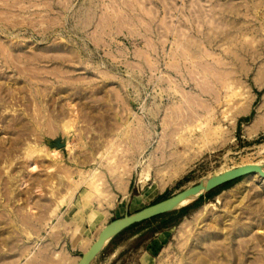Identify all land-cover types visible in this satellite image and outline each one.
<instances>
[{"label": "rangeland", "instance_id": "374dc122", "mask_svg": "<svg viewBox=\"0 0 264 264\" xmlns=\"http://www.w3.org/2000/svg\"><path fill=\"white\" fill-rule=\"evenodd\" d=\"M247 165L264 169V0H0V264H78L74 236L86 253ZM260 180L124 231L92 264H264Z\"/></svg>", "mask_w": 264, "mask_h": 264}, {"label": "water", "instance_id": "95a60500", "mask_svg": "<svg viewBox=\"0 0 264 264\" xmlns=\"http://www.w3.org/2000/svg\"><path fill=\"white\" fill-rule=\"evenodd\" d=\"M254 173H258L264 178V171L260 166L247 165L238 167L230 172H227L224 176L210 180L205 188H203V186L199 185L198 183L197 185L186 189L167 200L147 207L133 215L126 216L122 219L112 222L104 228V230L100 233L98 240L92 245V247L86 253L82 254L78 264H92L101 254V252L122 232L136 226H142L154 221H158L167 215L184 211L223 185L247 177ZM204 189L205 192L189 206L177 209V206L186 198L198 195Z\"/></svg>", "mask_w": 264, "mask_h": 264}, {"label": "bare ground", "instance_id": "6f19581e", "mask_svg": "<svg viewBox=\"0 0 264 264\" xmlns=\"http://www.w3.org/2000/svg\"><path fill=\"white\" fill-rule=\"evenodd\" d=\"M263 163V162H262ZM261 164V163H260ZM254 166H259V165H254ZM263 169V168H262ZM263 171H264V169H263ZM227 172H230V170L229 171H227ZM227 172H222V174H219V176H216V175H214L212 178H211V180H213V179H216V178H218V177H220V176H224ZM221 173V172H220ZM253 175V177H259L261 180H262V182H264V178L260 175V174H258V173H254V174H252ZM216 176V178H214ZM250 176V175H249ZM248 177V176H247ZM245 178V177H244ZM260 180V181H261ZM210 180H208V181H206V182H203V183H201V184H199V185H201V186H203V188H205L206 187V185H207V183L209 182ZM205 192V189L203 190V191H201L198 195H194V196H191V197H189V198H186L183 202H181L178 206H177V209H180V208H183V207H186V206H184L186 203H189L190 201H192L193 199H197L200 195H202L203 193ZM199 212H201L202 213V210L201 211H199ZM203 214V213H202ZM204 215V214H203ZM196 217H197V215H196ZM98 240V239H97ZM92 247V246H91ZM81 258V257H80ZM80 261V260H79Z\"/></svg>", "mask_w": 264, "mask_h": 264}, {"label": "crops", "instance_id": "0c3cea01", "mask_svg": "<svg viewBox=\"0 0 264 264\" xmlns=\"http://www.w3.org/2000/svg\"><path fill=\"white\" fill-rule=\"evenodd\" d=\"M188 212V211H187ZM163 234H167L166 232L163 233ZM89 239H86L84 237H78V236H74L73 238V244L75 246H77L78 248H80L83 253H85V250H84V243L87 242ZM72 261V260H71ZM147 261V260H146ZM141 263L143 264V262L141 261Z\"/></svg>", "mask_w": 264, "mask_h": 264}, {"label": "trees", "instance_id": "16d2710c", "mask_svg": "<svg viewBox=\"0 0 264 264\" xmlns=\"http://www.w3.org/2000/svg\"><path fill=\"white\" fill-rule=\"evenodd\" d=\"M252 115H254V112L251 114V116ZM205 199V198H204ZM203 198L202 199H200L198 202H197V204H201L202 202H203V200H204ZM162 201H164V200H162ZM162 201H159V202H157V203H160V202H162ZM157 203H155V204H157ZM154 205V204H153ZM188 210H184L181 214H184V213H186Z\"/></svg>", "mask_w": 264, "mask_h": 264}]
</instances>
